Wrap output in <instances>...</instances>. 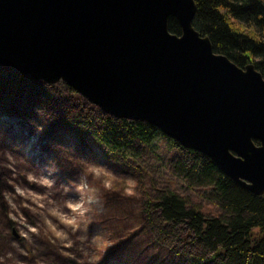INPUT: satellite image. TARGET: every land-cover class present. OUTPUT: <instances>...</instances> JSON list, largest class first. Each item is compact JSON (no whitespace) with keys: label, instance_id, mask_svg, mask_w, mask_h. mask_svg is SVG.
I'll return each mask as SVG.
<instances>
[{"label":"water","instance_id":"obj_1","mask_svg":"<svg viewBox=\"0 0 264 264\" xmlns=\"http://www.w3.org/2000/svg\"><path fill=\"white\" fill-rule=\"evenodd\" d=\"M195 11L194 0H0V65L145 121L264 194V77L214 52Z\"/></svg>","mask_w":264,"mask_h":264},{"label":"rangeland","instance_id":"obj_2","mask_svg":"<svg viewBox=\"0 0 264 264\" xmlns=\"http://www.w3.org/2000/svg\"><path fill=\"white\" fill-rule=\"evenodd\" d=\"M20 75L0 65V264H98L114 245L108 215H122L110 212L106 197L118 193L137 211L152 195L150 179L172 182L217 214L206 188L188 189L167 170L181 150L165 138L134 166L108 159L75 126L72 112L88 113L91 103L65 83L42 86Z\"/></svg>","mask_w":264,"mask_h":264},{"label":"trees","instance_id":"obj_3","mask_svg":"<svg viewBox=\"0 0 264 264\" xmlns=\"http://www.w3.org/2000/svg\"><path fill=\"white\" fill-rule=\"evenodd\" d=\"M194 1L192 25L200 35L209 37L213 51L239 67L252 64L264 77V0ZM168 28L171 33H181L175 17L169 18ZM90 107L88 113L72 114L80 135L91 138L101 154L134 166L141 151L155 152L156 139L163 137L172 148L181 150L166 163L170 174L188 189L206 188V198L217 208V214H206L173 188L172 182L158 186L152 179V195L147 194L137 211L120 203L123 197L118 193L108 195L110 212L116 209L122 215H108L106 228L114 245L98 264H264V194L251 193L206 155L180 146L153 125L115 118L92 104ZM166 238L170 239L168 245L163 241Z\"/></svg>","mask_w":264,"mask_h":264},{"label":"snow or ice","instance_id":"obj_4","mask_svg":"<svg viewBox=\"0 0 264 264\" xmlns=\"http://www.w3.org/2000/svg\"><path fill=\"white\" fill-rule=\"evenodd\" d=\"M69 223H70V221H69Z\"/></svg>","mask_w":264,"mask_h":264}]
</instances>
